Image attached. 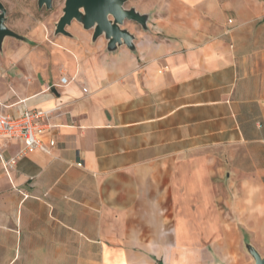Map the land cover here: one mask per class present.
Here are the masks:
<instances>
[{
	"label": "crops",
	"instance_id": "crops-1",
	"mask_svg": "<svg viewBox=\"0 0 264 264\" xmlns=\"http://www.w3.org/2000/svg\"><path fill=\"white\" fill-rule=\"evenodd\" d=\"M135 8L133 50L76 20L4 39L0 111L49 110L38 134L55 145L9 173L0 160V264H247L246 241L264 255V0ZM23 147L0 138L6 158Z\"/></svg>",
	"mask_w": 264,
	"mask_h": 264
},
{
	"label": "water",
	"instance_id": "water-1",
	"mask_svg": "<svg viewBox=\"0 0 264 264\" xmlns=\"http://www.w3.org/2000/svg\"><path fill=\"white\" fill-rule=\"evenodd\" d=\"M127 0H65L63 14L55 25V34L70 36L67 29L74 20L80 22L87 30L93 31V40L104 36L107 40V50L113 51L118 46L126 45L135 48V34L123 27L126 20L139 23L147 28L149 14L138 11L135 7L127 8ZM40 7L52 8L53 0H38ZM7 8L0 0V48L6 37L25 39L7 25ZM246 250L252 256L254 264H264V255L250 242L245 243ZM223 264V263H221Z\"/></svg>",
	"mask_w": 264,
	"mask_h": 264
},
{
	"label": "rangeland",
	"instance_id": "rangeland-1",
	"mask_svg": "<svg viewBox=\"0 0 264 264\" xmlns=\"http://www.w3.org/2000/svg\"><path fill=\"white\" fill-rule=\"evenodd\" d=\"M2 1L8 10L7 25L16 32L28 36L29 38L33 36V38H41L44 36L46 40L57 36V34H55V25L63 14L65 0H53V6L50 9L46 6L40 7L38 5V0ZM162 1L163 0H127L125 6L127 8L138 7L141 10L154 14V12H159ZM124 26L134 29L139 28L141 25L135 21L126 20ZM6 38L19 40L11 36ZM32 43L35 44L37 42L34 40ZM260 249L264 252V248ZM247 264H254L251 255H249Z\"/></svg>",
	"mask_w": 264,
	"mask_h": 264
},
{
	"label": "built area",
	"instance_id": "built-area-1",
	"mask_svg": "<svg viewBox=\"0 0 264 264\" xmlns=\"http://www.w3.org/2000/svg\"><path fill=\"white\" fill-rule=\"evenodd\" d=\"M61 81L67 83L68 78L63 76ZM49 110H24L17 116H10L0 111V138L21 139L24 147L13 157L6 158L0 151V160L4 170L9 171L16 165L19 158L36 149L49 152L51 147L55 145V140H51L49 144H45L39 137L38 131L42 120H46L50 116ZM82 165V163H78Z\"/></svg>",
	"mask_w": 264,
	"mask_h": 264
},
{
	"label": "flooded vegetation",
	"instance_id": "flooded-vegetation-1",
	"mask_svg": "<svg viewBox=\"0 0 264 264\" xmlns=\"http://www.w3.org/2000/svg\"><path fill=\"white\" fill-rule=\"evenodd\" d=\"M7 12H8V10H7ZM6 16H7V13H6Z\"/></svg>",
	"mask_w": 264,
	"mask_h": 264
}]
</instances>
